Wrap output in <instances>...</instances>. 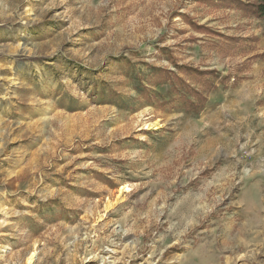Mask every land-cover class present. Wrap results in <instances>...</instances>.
<instances>
[{"label": "rangeland", "instance_id": "rangeland-1", "mask_svg": "<svg viewBox=\"0 0 264 264\" xmlns=\"http://www.w3.org/2000/svg\"><path fill=\"white\" fill-rule=\"evenodd\" d=\"M254 4L0 0V264H264Z\"/></svg>", "mask_w": 264, "mask_h": 264}, {"label": "trees", "instance_id": "trees-1", "mask_svg": "<svg viewBox=\"0 0 264 264\" xmlns=\"http://www.w3.org/2000/svg\"><path fill=\"white\" fill-rule=\"evenodd\" d=\"M253 14L264 17V0H255Z\"/></svg>", "mask_w": 264, "mask_h": 264}, {"label": "bare ground", "instance_id": "bare-ground-1", "mask_svg": "<svg viewBox=\"0 0 264 264\" xmlns=\"http://www.w3.org/2000/svg\"><path fill=\"white\" fill-rule=\"evenodd\" d=\"M159 123L156 121L155 123H153V127L157 126ZM124 189V187L120 190V192H122ZM109 206H106V208H108ZM33 253V252H32ZM34 254H30V257L28 258V264L31 263L32 259H33Z\"/></svg>", "mask_w": 264, "mask_h": 264}]
</instances>
